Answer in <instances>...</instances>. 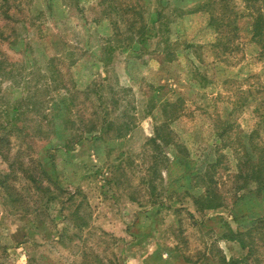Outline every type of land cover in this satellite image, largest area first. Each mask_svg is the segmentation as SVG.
<instances>
[{"label":"rangeland","instance_id":"374dc122","mask_svg":"<svg viewBox=\"0 0 264 264\" xmlns=\"http://www.w3.org/2000/svg\"><path fill=\"white\" fill-rule=\"evenodd\" d=\"M99 1L8 0L21 17H0V264L244 259L238 231L264 220V175L248 186L233 183L236 155L221 149L217 163V148L230 138L216 134L215 120L233 126L231 142L239 130L257 128L264 144V127L256 126L264 59L251 40L245 3L236 0L244 16L241 49L217 58L204 11L211 0H144L147 39L129 48L113 34ZM248 89L252 94L243 93ZM244 96L248 104L236 108L232 102ZM165 99L183 103L172 125L189 153L166 149L161 179L148 175L145 145L164 120ZM90 120L106 121L91 134ZM240 141L248 145L245 135ZM20 162L51 191L17 170ZM112 166L123 167L121 183ZM208 171L211 193L199 178ZM154 176L153 191L142 180ZM86 219L89 228L75 226Z\"/></svg>","mask_w":264,"mask_h":264},{"label":"trees","instance_id":"16d2710c","mask_svg":"<svg viewBox=\"0 0 264 264\" xmlns=\"http://www.w3.org/2000/svg\"><path fill=\"white\" fill-rule=\"evenodd\" d=\"M144 0H100L98 3L101 4V12L104 13V16H108V19L111 22L112 27L114 28L115 37L118 35L121 36V43L124 44V47L133 45V42L137 43L147 39L146 30L148 29L149 21L146 19L144 14ZM234 1V2H233ZM245 3V11H247L246 16L248 15L251 19L248 21L250 25L251 40L257 44L259 47L258 57L259 59H264V0H242ZM109 2L108 5L105 3ZM233 2V3H232ZM105 5V6H104ZM17 8V5H14ZM21 13V10L18 9ZM10 11V6L8 0H3L0 5V17L2 19H13L21 17L19 12ZM236 0H211L208 4L205 5L204 11L208 13L209 21L208 27L214 31L216 34L215 41L212 43L217 58H227L231 53L236 49H241L239 44V26L238 19L244 17L239 13ZM199 12V11H198ZM163 11L160 10L157 12V16L162 18ZM184 13L179 12V17ZM15 15V16H14ZM139 24L140 26L138 27ZM5 33L0 29V38H5ZM126 35V36H125ZM111 37V40H114ZM128 41V42H127ZM137 41V42H136ZM166 42V40H165ZM187 47H191L189 44ZM193 47V45H192ZM166 48H171V46L166 44ZM138 50V49H136ZM137 53V51H136ZM249 92L252 94L251 89L245 90L243 93ZM179 101L178 103H172L171 100L165 99L162 104L161 115H164V120L155 125V137H152L145 145L147 149V155L149 160V166L147 167L148 175L159 176L163 179L162 174L160 173V162L168 161L169 157L166 154V149H173L174 155H181L183 157H188L189 149L185 145V142H182L181 139H177L178 135L175 131V127L172 125L173 121L179 119L183 110V103ZM75 105V99L73 101ZM236 108L248 104V97L239 98L237 101H233ZM262 109L256 110V126L263 125L264 127V104L261 102ZM15 111H19L20 108H14ZM104 120L103 122H105ZM218 122L216 126V134L218 133L220 137H223L224 140L227 138L229 141L226 142V147L219 145L217 148L218 151V161L221 163L223 157V151L221 149L227 148L233 150L236 155V168L237 171L233 176V183L238 185V187L248 186L251 182H258L262 179L264 175V144H259L258 138V129L255 128L250 132H244L239 130L237 135V142H231V131L233 126L230 125L223 118H217L215 120ZM88 124V132L95 134L97 130L101 127L96 120H90ZM229 124V125H228ZM242 129L241 125H238ZM230 132V133H229ZM242 132V133H240ZM248 139V145L243 144V141L240 139ZM239 139V140H238ZM258 141V142H257ZM237 143V146H231ZM251 149H248V147ZM154 148V151L151 149ZM164 151V152H163ZM221 151V152H220ZM4 150L0 148V154L3 156ZM163 152V153H162ZM161 157V158H160ZM167 157V158H166ZM182 159V158H181ZM145 163L139 164L143 171ZM15 162L10 163V167L15 166ZM39 171L46 173L42 163H38ZM17 166V165H16ZM146 166V165H145ZM230 166V164H229ZM20 169V172L29 178L30 182L38 185L45 189L47 193L51 191L49 186H44L41 183L39 175H35V172H32V167H27L26 163L20 162L17 170ZM112 173L116 176V179L121 183L120 173L123 170L122 166H112ZM155 176L147 179L143 177V184L148 185L152 190H155ZM201 182L207 187V193H211V186L209 184L213 181L214 176L209 178V171L206 175L199 176ZM129 182V181H128ZM130 184V183H129ZM2 185L5 187V183L2 181ZM214 189V187H213ZM155 200H160L158 195H156ZM11 201V200H10ZM161 206V202H160ZM76 227L89 228L90 221L89 219L84 222H80L75 225ZM238 241L247 248L248 253L244 259H235L230 262V264H264V220L259 222H253L250 224V227L246 230H239Z\"/></svg>","mask_w":264,"mask_h":264}]
</instances>
